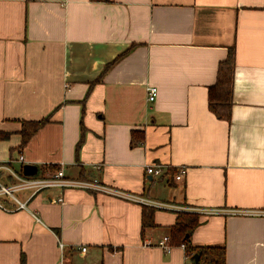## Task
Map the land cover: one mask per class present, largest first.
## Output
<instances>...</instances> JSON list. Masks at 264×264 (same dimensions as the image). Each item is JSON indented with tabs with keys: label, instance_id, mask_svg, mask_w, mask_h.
<instances>
[{
	"label": "crops",
	"instance_id": "0c3cea01",
	"mask_svg": "<svg viewBox=\"0 0 264 264\" xmlns=\"http://www.w3.org/2000/svg\"><path fill=\"white\" fill-rule=\"evenodd\" d=\"M231 48L228 122L208 93ZM45 117L22 147V122ZM0 133L2 185L23 157L39 176L57 167L148 203L48 189L16 210L0 197V264H196L158 247L183 207L215 211L200 215L194 246L264 264V0H0ZM153 164L166 175H147ZM157 203L176 209L152 207L143 230Z\"/></svg>",
	"mask_w": 264,
	"mask_h": 264
},
{
	"label": "trees",
	"instance_id": "16d2710c",
	"mask_svg": "<svg viewBox=\"0 0 264 264\" xmlns=\"http://www.w3.org/2000/svg\"><path fill=\"white\" fill-rule=\"evenodd\" d=\"M108 1V0H92ZM236 72V50L229 49L227 58L219 64L216 83L209 87V109L218 119L231 121L234 106V84ZM51 122L50 117L36 121H23L20 135L21 146L25 147L32 137L46 124ZM8 134L0 133V139L7 138ZM58 170L52 167V171ZM175 173V171H171ZM155 210L152 207H143V230L153 228ZM201 225L200 215L195 213H180L174 226L170 228V245L184 247L186 253L194 261V256H199L196 264H226V249L224 246H194L191 237Z\"/></svg>",
	"mask_w": 264,
	"mask_h": 264
},
{
	"label": "built area",
	"instance_id": "2783aa9c",
	"mask_svg": "<svg viewBox=\"0 0 264 264\" xmlns=\"http://www.w3.org/2000/svg\"><path fill=\"white\" fill-rule=\"evenodd\" d=\"M158 94V90L156 87H151L148 93V98L150 102H154L156 100ZM20 162L22 163L21 172H15L13 170H10L11 177L14 179V181L10 185H2L0 183V197H10L16 204V210H27L28 206L27 203L36 195L39 193L48 190V189H61V190H67V189H78V190H84V191H94L103 193L110 196H116L120 198H125L130 201H136L142 204H148L146 203L141 197L137 195H133L130 193H126L123 191H120L114 187L106 186L102 183H100L97 179L92 180H76L68 178L63 169H58L56 172L52 173L49 176H39L38 174L36 176H25L23 173V166H24V158H20ZM187 168L186 167H180L176 174H174V179L176 182H180L184 179V177L187 175ZM147 175L156 176L158 178L163 177L167 173L166 167L162 165H149L146 168ZM20 191H29L30 196L26 202H21L16 196L15 193H18ZM56 202H63V198H60ZM151 205V204H150ZM160 207L163 209H174L175 207L164 204V203H157L155 205H151L149 207ZM0 207L3 209H8L4 207L3 204L0 203ZM176 209V208H175ZM178 210L183 211V213H195L198 215H211L215 214V211L211 209H202V208H196V207H183L179 208ZM158 247L163 249L166 253H171V251L174 249L173 246L170 245V237H165L162 241L158 243ZM61 248L63 246L61 245ZM86 251V248L83 249V252Z\"/></svg>",
	"mask_w": 264,
	"mask_h": 264
},
{
	"label": "water",
	"instance_id": "95a60500",
	"mask_svg": "<svg viewBox=\"0 0 264 264\" xmlns=\"http://www.w3.org/2000/svg\"><path fill=\"white\" fill-rule=\"evenodd\" d=\"M23 173L25 176H36L38 174V167L35 165L25 164L23 166ZM195 259L198 262L199 256L195 255Z\"/></svg>",
	"mask_w": 264,
	"mask_h": 264
},
{
	"label": "rangeland",
	"instance_id": "374dc122",
	"mask_svg": "<svg viewBox=\"0 0 264 264\" xmlns=\"http://www.w3.org/2000/svg\"><path fill=\"white\" fill-rule=\"evenodd\" d=\"M40 175V174H39Z\"/></svg>",
	"mask_w": 264,
	"mask_h": 264
}]
</instances>
